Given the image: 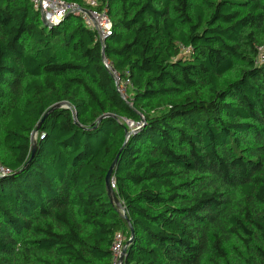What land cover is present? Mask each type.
Here are the masks:
<instances>
[{"label":"trees","instance_id":"obj_1","mask_svg":"<svg viewBox=\"0 0 264 264\" xmlns=\"http://www.w3.org/2000/svg\"><path fill=\"white\" fill-rule=\"evenodd\" d=\"M96 9L102 42L0 0V264H113L127 222L122 264H264V0Z\"/></svg>","mask_w":264,"mask_h":264},{"label":"built area","instance_id":"obj_2","mask_svg":"<svg viewBox=\"0 0 264 264\" xmlns=\"http://www.w3.org/2000/svg\"><path fill=\"white\" fill-rule=\"evenodd\" d=\"M32 7L38 10L41 18L49 23L50 25L59 23L66 15L74 13L79 15L85 25L93 29L96 32L99 41H103L105 35L109 33L110 23L106 12L104 10L98 11L96 6L98 0H84L85 4L88 6L86 11L82 10L75 4H68L62 0H30ZM188 51V49H185ZM259 60H264V55L260 54ZM102 63L104 67L111 73L117 92L125 98L127 88L131 86L128 74L120 76L115 69L112 68L111 64L107 59L103 57ZM129 128H138L139 123H133L131 121H126ZM42 137V136H40ZM11 172L4 165L0 164V177L8 176ZM113 186V185H112ZM125 237L120 234V232L115 233L113 241L111 244V251L113 257V264L119 263V257L121 250L125 243Z\"/></svg>","mask_w":264,"mask_h":264},{"label":"water","instance_id":"obj_3","mask_svg":"<svg viewBox=\"0 0 264 264\" xmlns=\"http://www.w3.org/2000/svg\"><path fill=\"white\" fill-rule=\"evenodd\" d=\"M84 11H86V9H82ZM87 12V11H86ZM69 15H66L63 19L67 18ZM42 19V18H41ZM62 19V20H63ZM42 22L45 24V25H48V26H51L49 23L45 22L43 19H42ZM57 106L59 105H56L55 107L57 108ZM52 109V108H51ZM50 109V110H51ZM49 110V111H50ZM46 115V114H45ZM44 115V116H45ZM35 149V139L33 138L32 139V148H31V153H33ZM118 161V155L114 158V160L112 161L111 165H109V169L107 170L106 172V175H105V187H106V192H107V195L110 199V201L121 211V213L123 214L124 217L125 216V211H124V208L121 204V202L119 201V199H117L113 189H112V184H111V181H112V173H113V169L114 167L116 166V163ZM24 167L23 168H20V170H18L16 173L14 174H21V172L23 171ZM12 173H10L9 175H11ZM2 178V177H0ZM128 221V220H127ZM128 223V226H129V231H130V237L128 238L127 241H125L124 243V246L121 250V253H120V257H119V263L118 264H122L123 262V259L125 257V253H126V249L127 247L129 246V244L132 242V238H133V228L131 226V224L129 222Z\"/></svg>","mask_w":264,"mask_h":264},{"label":"rangeland","instance_id":"obj_4","mask_svg":"<svg viewBox=\"0 0 264 264\" xmlns=\"http://www.w3.org/2000/svg\"><path fill=\"white\" fill-rule=\"evenodd\" d=\"M262 51L264 52V48L262 49ZM126 93H127V91H126Z\"/></svg>","mask_w":264,"mask_h":264}]
</instances>
